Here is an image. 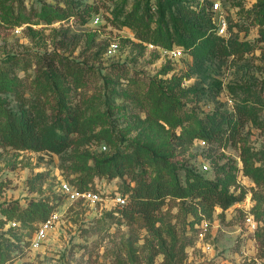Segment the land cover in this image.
<instances>
[{"label":"rangeland","instance_id":"374dc122","mask_svg":"<svg viewBox=\"0 0 264 264\" xmlns=\"http://www.w3.org/2000/svg\"><path fill=\"white\" fill-rule=\"evenodd\" d=\"M77 1L92 8L86 22L76 15L47 23L45 13L49 7L65 8L63 0H0V64L15 54L31 58L32 76L39 68L63 70L68 62L91 68L87 71V83L78 89L74 100H87L88 114L97 115L96 131L106 128L126 139L157 140L156 130L162 122L146 120L141 124L137 121L147 117L146 93L153 82L165 86L166 91L174 88L184 110L200 118L215 108L232 110L247 89L258 91L264 86L261 48L241 59L229 56L202 60L175 42L173 47L182 48L183 55L170 59L150 43L139 44L129 28L112 25L116 6L123 0ZM135 1L138 0H126L127 8ZM167 1L173 14L179 17L181 12H186L192 20L198 15L210 16V4L215 0H164V3ZM220 1L230 25L245 20L246 12L258 2ZM158 2L149 0L156 14L161 12ZM170 10H165L164 21L172 28ZM233 37L255 41L259 31L257 27L248 33L235 31ZM112 41L118 47L110 52ZM168 63L173 70L162 75L160 72ZM173 75L181 78L180 88L173 82L168 83ZM217 85L221 86L219 93H216ZM192 123L194 118L186 117L183 125L190 127ZM180 130L181 127L176 129L177 134ZM241 137L239 145H230L218 152L225 155L222 162L237 165L230 192L245 191V198L228 210L216 208L210 216L195 214L190 201L170 200L160 210V221L153 231L131 227L124 220L108 215L118 207L115 198L119 194L114 196L120 187L118 178L96 180V189L91 190L98 199L72 196L63 187L68 183L77 189L76 181L82 176V162L69 159L71 154L111 155L119 146L117 137L111 144L91 143L74 147L65 154L0 148V208L15 201L26 206L31 198L58 197L55 200L57 216L39 248L30 245L38 229L36 225L35 229H20L25 244L13 264H175L182 245L186 252L183 264L263 263L260 252L264 248V184L259 185L251 176L244 175L240 146L245 143L264 156V108L255 121L247 123ZM208 149V144L195 140L175 145L171 156L182 168L213 177V164L206 156ZM257 164L264 165V161ZM41 174L43 178L35 179ZM250 215L257 223L255 228L247 220ZM204 220L208 222L207 227L203 226ZM9 228L7 223L5 230Z\"/></svg>","mask_w":264,"mask_h":264},{"label":"trees","instance_id":"16d2710c","mask_svg":"<svg viewBox=\"0 0 264 264\" xmlns=\"http://www.w3.org/2000/svg\"><path fill=\"white\" fill-rule=\"evenodd\" d=\"M63 2L65 8L49 7L45 13L48 15L47 23L76 15L83 22L90 19L91 6H82L77 0ZM212 3L210 16L198 15L191 20V14L187 16L186 12H181L179 17L173 14L169 1L166 4L164 0H159L158 9L161 12L156 14L149 0L135 1L130 9L126 6V0H123L116 6L111 22L116 28H129L141 45L151 43L171 49L177 42L197 59L212 60L229 56L241 59L261 48V58L264 60V0H258L246 12L242 22L229 23V37L217 33ZM166 9L170 10L172 28L164 21ZM253 27L259 31L255 41L233 37V32L248 33ZM24 57L11 54L0 64V148L48 150L65 154L74 147L91 143L111 144L114 137H117L119 146L111 155L76 153L69 156V159L82 162V176L76 181V187L80 192L94 191L97 179H120V187L114 196H127V204L117 207L108 215L124 220L131 227L150 231L157 228L159 212L170 200L190 201L194 204L195 214L205 213L210 216L216 208L228 210L245 198V191L237 194L230 192L229 186L236 177L237 165L230 161L222 162L225 155L218 151L241 143L245 126L255 121L260 109L264 108V86L258 91L247 89L232 110L215 108L200 118L184 110L183 104L176 99L178 94L174 88L166 91L165 86L153 82L146 93L149 99L146 105L147 117L137 121L141 124L146 120L160 121L163 124L156 130L157 140L141 142L115 136L106 128L96 131L97 115L88 114L87 100H74L78 89L87 83V71L91 68L84 69L68 62L63 70L55 68L47 71L39 68L36 75L32 76L29 72L32 68L31 58ZM172 70L173 67L168 63L160 73L168 75ZM169 82L179 88L182 85L181 78L176 75ZM220 87L216 86V93H219ZM189 116L194 118V123L186 127L183 124ZM91 124L93 126L88 130ZM179 127L181 130L177 134L176 129ZM195 140L204 141L209 146L206 156L213 164V177L182 168L172 160L171 152L175 145ZM240 148L244 175L251 176L259 185L264 184V165L257 164L258 161H264V156L252 151L245 143ZM38 178H43V175L35 179ZM55 200H58L57 196L48 195L39 199L31 198L26 206L15 201L0 208V263L13 264L25 244L20 229H35V225L38 228L50 219L56 211ZM13 221L19 222L20 226L11 227L10 222ZM7 223L10 228L5 230ZM177 253L175 264H183L186 258L185 246L182 245ZM260 257L264 259V248L261 249Z\"/></svg>","mask_w":264,"mask_h":264},{"label":"built area","instance_id":"2783aa9c","mask_svg":"<svg viewBox=\"0 0 264 264\" xmlns=\"http://www.w3.org/2000/svg\"><path fill=\"white\" fill-rule=\"evenodd\" d=\"M211 9L213 11V22L214 24H216L217 33L219 35H224L226 37H229L231 35L229 31V20L227 19L226 15L223 13L221 1L220 0L213 1ZM150 45L152 47L158 48L162 53L168 54L170 59H178L182 57L183 55V49L180 47H173L171 49H166V48H163L161 46L154 45L151 43ZM117 47H118V44L116 43V41H112L110 45V52L116 51ZM202 143L205 144L204 141ZM104 148L106 147L104 146ZM204 167L208 169L209 166L206 165ZM63 187L65 191L71 193L72 196H83V197H90V198L98 199V195L95 194L93 191L80 192L78 189H74L68 183H64ZM115 201L118 203L117 205L118 207H123L124 205L127 204V196L118 195L115 198ZM56 216H57L56 214H53L50 219L40 224V226L35 231V234L31 240L30 245L32 248L36 249L42 245V242L45 240L47 232L49 228L52 226ZM247 220L253 228L256 227L257 223L254 220L252 215L248 216ZM10 225L19 226L20 224L17 221H13V222H10ZM203 226L204 227L208 226V222L206 220L203 221ZM0 264H11V263L6 262V263H0ZM259 264H263V263L259 262Z\"/></svg>","mask_w":264,"mask_h":264}]
</instances>
